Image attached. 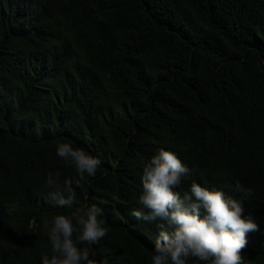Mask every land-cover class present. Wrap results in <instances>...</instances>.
<instances>
[{"label": "trees", "instance_id": "trees-1", "mask_svg": "<svg viewBox=\"0 0 264 264\" xmlns=\"http://www.w3.org/2000/svg\"><path fill=\"white\" fill-rule=\"evenodd\" d=\"M60 143L101 160L72 208L47 199L49 173L77 179ZM161 148L192 170L179 191L242 201L241 255L264 264V0H0V264H43L44 218L92 205L107 236L80 247L152 264L157 225L130 213Z\"/></svg>", "mask_w": 264, "mask_h": 264}, {"label": "clouds", "instance_id": "clouds-1", "mask_svg": "<svg viewBox=\"0 0 264 264\" xmlns=\"http://www.w3.org/2000/svg\"><path fill=\"white\" fill-rule=\"evenodd\" d=\"M57 155L75 168L77 179L65 180L62 187L60 174L49 173L47 199L55 206L72 208L76 203L73 183L79 186L86 175L94 177L101 160L70 143L58 144ZM191 172L175 152L165 148L143 166L140 207L130 215L157 225L152 264H187L189 258L208 264H245L241 252L247 234L258 231V224L243 215L241 200L226 196L223 190L193 180L188 190L179 191ZM235 191L244 198L251 195V189L245 190L239 182ZM101 213V208L92 205L76 208L70 215H57L51 225L44 218L52 255H43V264H98L89 249L80 245H95L107 236L98 219Z\"/></svg>", "mask_w": 264, "mask_h": 264}]
</instances>
